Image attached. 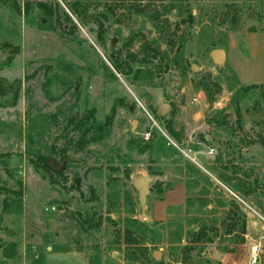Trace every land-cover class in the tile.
<instances>
[{"label": "rangeland", "instance_id": "rangeland-1", "mask_svg": "<svg viewBox=\"0 0 264 264\" xmlns=\"http://www.w3.org/2000/svg\"><path fill=\"white\" fill-rule=\"evenodd\" d=\"M259 33L264 0H0V45L21 48L10 62L0 49V264L69 250L88 264H249L264 217V84L243 90L231 66L248 63ZM216 48L229 61L215 63ZM80 126L94 138L82 150ZM168 175L194 197L184 221L149 227L134 182L150 176L154 191Z\"/></svg>", "mask_w": 264, "mask_h": 264}, {"label": "crops", "instance_id": "crops-1", "mask_svg": "<svg viewBox=\"0 0 264 264\" xmlns=\"http://www.w3.org/2000/svg\"><path fill=\"white\" fill-rule=\"evenodd\" d=\"M249 53L250 60L248 63H233L232 69L235 74V79L239 82L241 87L251 86V85H263L264 84V35L255 34L252 36L249 42ZM227 61H229V53L226 51ZM202 95V92H199ZM202 97V96H201ZM197 153V152H196ZM202 153V152H200ZM203 158V157H202ZM167 173V172H166ZM167 175V174H166ZM171 177L173 175L170 173ZM169 175L163 181L161 189L150 190V196L147 197L146 204L141 210V216L143 221L149 225V227H162L166 225L167 227L177 223L179 221H184V216L187 214L189 199L194 197L190 192L188 183L185 179L179 180L171 185V187H166L168 182H170ZM173 179V178H172ZM214 195H203L204 199H212ZM211 211H217L218 205L210 204L208 205ZM251 210V208H250ZM249 230V231H248ZM261 233H264V226H261ZM232 234L225 235L224 238H230ZM244 238H251L252 233H250L249 226L246 225V233H241ZM259 236V235H257ZM255 237V236H254ZM219 238H222L220 236ZM245 242L241 244L245 245ZM247 244H249V239H247ZM248 245V251H249ZM50 253V254H49ZM45 257L44 264H49L51 258L54 256L59 257H75L82 264H88L86 257L81 252L76 251H65V252H49ZM249 253V252H248Z\"/></svg>", "mask_w": 264, "mask_h": 264}, {"label": "trees", "instance_id": "trees-1", "mask_svg": "<svg viewBox=\"0 0 264 264\" xmlns=\"http://www.w3.org/2000/svg\"><path fill=\"white\" fill-rule=\"evenodd\" d=\"M40 5L43 6V7L45 8V10H46L47 12L50 13V15H53V14L55 13V10H56L57 8L60 7V5H59L58 3L55 4V6H52V5L48 6V5L45 4V3H41ZM82 8H83V7H82V5H81L80 3H75V4L72 5L71 12H73V14H75V15L78 16V15L81 14V9H82ZM67 19H68L69 21H72L69 15L67 16ZM101 36H102V34H101ZM0 49H3V50L11 49V55H12V56H10L8 62L12 61L13 57H14L17 53H19L20 50H21V48H20L19 46H13V45L10 44V43H4V44L0 45ZM129 59L132 60V61H134V60L137 59V55H130V56H129ZM115 68H116L117 70L120 71V67H119V66H115ZM203 86H204V87H203V90L209 95V98L212 99L214 93L211 91L210 86L207 85L205 82H204V85H203ZM260 87H263V85H251V86H245V87H241V88H242L243 90H245V91H248V90H251V89H257V88H260ZM219 91H220V88H219ZM94 113H95L94 110H91V111L88 113V115L85 117V119L82 121V123H83V122H86V123H87V122H89L90 120H94ZM115 114H116V109L114 108L112 114L106 119L105 123L103 124L104 126H102V128H103V127H108V128H110V127L112 126L113 121H114ZM102 128L100 127V129H102ZM90 129H91L90 127H89V128H85V129H83V128L80 126L79 130H82V133H81L79 139H78V140H75V142H76V146H77V149H78V150H82L83 148H85V147L87 146V144H88L89 142H91V141L94 140V138H93L92 136H88V133L90 132ZM172 134H173L175 137H176V135H177V134H175L174 132H173ZM42 166H43L44 168L48 169V170H51V169H52V168H50V166L48 165V161H47V159H44V162H43V165H42ZM57 174H60V172H57ZM0 191H1V188H0ZM235 226H236V224L234 225V227H235ZM241 233H243V234L246 233V222L243 223ZM209 241H212V240H209ZM241 242L244 243V242H245V238H242V241H241Z\"/></svg>", "mask_w": 264, "mask_h": 264}, {"label": "water", "instance_id": "water-1", "mask_svg": "<svg viewBox=\"0 0 264 264\" xmlns=\"http://www.w3.org/2000/svg\"><path fill=\"white\" fill-rule=\"evenodd\" d=\"M195 33V29L192 30V34ZM211 57L213 58L214 62L222 65L225 63L227 59L226 50L223 48H216L211 52ZM193 70L197 71L200 69V67L196 64L192 65ZM137 126V121L132 122L131 124V131L134 132ZM129 129H127L128 131ZM53 160H50L48 162V165L50 168H52L54 171H58L59 168L55 167L53 164ZM152 181V178L150 176H143L137 179L134 182L135 188L138 190V198L142 206H145L146 200L148 195L150 194V187L149 183Z\"/></svg>", "mask_w": 264, "mask_h": 264}, {"label": "built area", "instance_id": "built-area-1", "mask_svg": "<svg viewBox=\"0 0 264 264\" xmlns=\"http://www.w3.org/2000/svg\"><path fill=\"white\" fill-rule=\"evenodd\" d=\"M198 101H199L198 97L194 98V102H198ZM140 135L145 142H148L152 139V130H147L141 133ZM260 220L264 226V217H261ZM248 252H249L248 253L249 264H264V233H261L258 240L257 239L252 240Z\"/></svg>", "mask_w": 264, "mask_h": 264}]
</instances>
